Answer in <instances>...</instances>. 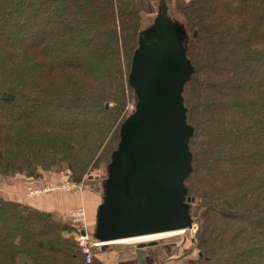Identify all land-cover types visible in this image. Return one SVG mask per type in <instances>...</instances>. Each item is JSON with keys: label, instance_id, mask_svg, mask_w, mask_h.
Returning a JSON list of instances; mask_svg holds the SVG:
<instances>
[{"label": "trees", "instance_id": "16d2710c", "mask_svg": "<svg viewBox=\"0 0 264 264\" xmlns=\"http://www.w3.org/2000/svg\"><path fill=\"white\" fill-rule=\"evenodd\" d=\"M162 2L189 31L180 198L196 255L183 264H264V0ZM150 12L151 0H0V182H27L25 194L53 174L109 171ZM39 198L0 195V264H103Z\"/></svg>", "mask_w": 264, "mask_h": 264}, {"label": "water", "instance_id": "95a60500", "mask_svg": "<svg viewBox=\"0 0 264 264\" xmlns=\"http://www.w3.org/2000/svg\"><path fill=\"white\" fill-rule=\"evenodd\" d=\"M159 4L163 11L157 21L163 28L168 17L162 0ZM153 31L140 37L139 46L148 53L139 61L143 65H134V60L143 58L137 54L139 48L132 60L129 81L140 92L141 103L138 94L139 109L119 130L121 139L109 166L113 185L110 202L102 210L101 242L122 243L121 240L148 234L185 230L187 216L180 195L187 174L190 130L184 121L180 91L186 77L182 79L180 71L171 67L168 60L157 69L156 57L160 55L149 56L153 41H159L153 38ZM170 31L174 35L173 27ZM155 244L154 240L135 243L134 253L140 263L141 250Z\"/></svg>", "mask_w": 264, "mask_h": 264}, {"label": "rangeland", "instance_id": "374dc122", "mask_svg": "<svg viewBox=\"0 0 264 264\" xmlns=\"http://www.w3.org/2000/svg\"><path fill=\"white\" fill-rule=\"evenodd\" d=\"M158 3H159V0H151L152 12L142 13L141 15L142 26L140 30V32L142 33L140 34V37L142 36L144 37L146 34L145 32L149 30H155L153 31L152 36L155 40L159 39V41L157 43L153 41V46L151 47L149 56L155 57L157 54H159L160 56L156 57L158 61L157 69H160L164 65L163 61L168 60L167 63L168 64L169 62L172 63L171 65L170 64L169 65L171 67L173 66L177 68L183 76L182 79H184L188 75V68L186 66V60L183 56V51L186 47L185 44L188 39L189 31H187L185 26H183L179 21L176 20V18H178L179 15L175 12L176 9L174 8L173 4H172L173 8L170 11V14L167 15L168 17L166 21L167 27L165 23H163L164 27L160 28V25H159L160 21H157L158 18H156V16L158 17L162 13L163 10H162V6H160ZM156 12L159 13V15H157ZM170 18L174 20L175 22H172ZM172 27H173L174 35L170 31ZM175 36L177 37V39H175ZM175 42H176V45L174 44ZM138 47H139V50L137 54H142L143 58L134 60L135 61L134 65L137 64V68H140L141 65H143V63L139 61L147 58L148 53H145L146 50L145 48H143V46L140 45ZM132 66H133V63H132ZM137 93L140 95V92L137 91ZM140 103H141V95H140ZM140 103L137 100L136 96L132 94L130 96L129 102L126 105L127 115L132 116L134 112L139 109ZM36 114L40 116L41 118H49L48 120H51V119L53 120L57 118L55 117L56 116L55 114L52 116L45 115L39 110L37 111ZM46 178H48L49 184H52V185H58L59 183L65 181V180L61 181V178H63V176L60 173L53 174L51 176H46ZM90 180L95 182L94 185L86 183V182H90ZM12 182L13 184L11 187L13 186L19 187L18 183L14 181ZM83 182H84V185H83ZM78 183L81 184L82 188L80 189V193L77 192L76 194H79V196L81 197V200H79V196L78 197L76 196V200L74 202L75 204L73 206L80 205V203L78 204L79 201L83 203L85 210H86L87 220L88 218H92V220L88 221L89 229L87 230L89 231V235L91 239L92 237H96L95 240L92 239L93 241H97L101 243L102 241L101 234H102V229L104 227V223L102 221V210H103V207H105L110 202L109 200L111 197V188H112L111 186L113 185V177H112L111 171L107 172V170L99 169L97 171H94L92 173V176L88 178H84V181L81 180V182H78ZM8 186H10V184L4 183L3 181L0 182V188L8 187ZM41 186H37V187L41 188ZM18 192H20V189ZM68 193L69 194L61 193L58 191H53V192L51 191V192L44 194V196H40V199L45 198L44 202L46 201L48 203L47 205H49L50 208L53 209L55 207L54 204L59 203L63 199L61 195H65V196L67 195L68 198L73 197L72 195L74 193L72 192H68ZM23 196H25V194H23ZM29 198H32V197H27V199ZM66 201L68 200L66 199ZM70 201L71 200H69V202ZM65 212L66 210L63 211L61 209H59L56 213L52 211V213L55 214L57 218H61V219L67 218L69 223L71 225H74L72 221L68 217H66L67 215L65 214ZM184 224H185L184 225L185 230L179 235L177 234V235L167 236L165 238L162 237V238L154 239V241H156L155 245L168 241L172 243V245L174 246V250H172L174 254H172L173 256L171 258V262H168V264H183L186 260L189 259L190 255L191 257L196 255L195 250L191 251V254L184 253L186 249L189 250V248L191 247L190 241L195 232L196 224L188 225V220L186 218H185ZM75 231L76 230L72 231L71 233L73 236H75ZM113 248H116L117 250H121L122 248L123 249H135V243H124L123 242L116 247H112L110 245H105V243L104 244L101 243V246L94 247V255L92 256V258L98 257L99 254H101L102 252L109 251L110 253L111 251L116 250ZM139 264H143V263L139 262Z\"/></svg>", "mask_w": 264, "mask_h": 264}, {"label": "crops", "instance_id": "0c3cea01", "mask_svg": "<svg viewBox=\"0 0 264 264\" xmlns=\"http://www.w3.org/2000/svg\"><path fill=\"white\" fill-rule=\"evenodd\" d=\"M159 4V3H158ZM161 6V4H159ZM157 13V12H156ZM159 15V13H157ZM157 18V16H156ZM28 184L27 182H20L18 183L19 187H3L0 188V195H5V196H18L19 198H23V192L25 190V186ZM20 189V192H18ZM80 193V192H79ZM72 195V194H70ZM62 200L54 204V208L51 209L48 203L44 202L45 198H39V199H33L30 201V204L38 209L42 210H49L53 211L56 213L59 209L61 210H66L69 207H72L75 203L76 196L78 197L79 194L74 193L72 196L73 197H67V195H61ZM66 199L68 201H66ZM69 200H71L69 202ZM79 200H81V197L79 196ZM82 203V202H78ZM46 205V206H45ZM61 208H60V207ZM174 246L172 243L165 241L162 243H159L155 246H150V247H145L141 250L142 252V259H143V264H168V262H171L172 254L174 252ZM134 249H121V250H114L109 253L108 252H102L99 254V259L103 262V264H139V261L135 257ZM178 256V255H177Z\"/></svg>", "mask_w": 264, "mask_h": 264}, {"label": "built area", "instance_id": "2783aa9c", "mask_svg": "<svg viewBox=\"0 0 264 264\" xmlns=\"http://www.w3.org/2000/svg\"><path fill=\"white\" fill-rule=\"evenodd\" d=\"M81 184L75 183L73 181L65 180L58 185L46 184L38 187L27 186L25 196L26 197H40L48 192L58 191L61 193L68 192H80ZM66 217H68L76 227L75 239L84 255V260L89 263L92 260L93 248L101 246V243L93 241L89 235V223L86 216V210L83 203L78 206L69 207L66 210ZM83 231V234H81Z\"/></svg>", "mask_w": 264, "mask_h": 264}, {"label": "bare ground", "instance_id": "6f19581e", "mask_svg": "<svg viewBox=\"0 0 264 264\" xmlns=\"http://www.w3.org/2000/svg\"><path fill=\"white\" fill-rule=\"evenodd\" d=\"M182 232H183V230L173 231V232H165L164 231L163 233L148 234V235H144V236H140V237H136V238H132V239L121 240V242L122 243L123 242L124 243H136V242L149 241V240L151 241V240L162 238V237L165 238V237L171 236V235H177V234L179 235ZM106 242H108V241H105L104 243H106Z\"/></svg>", "mask_w": 264, "mask_h": 264}]
</instances>
